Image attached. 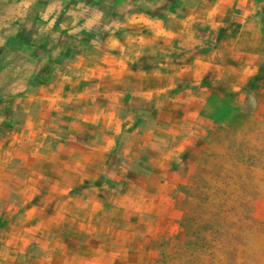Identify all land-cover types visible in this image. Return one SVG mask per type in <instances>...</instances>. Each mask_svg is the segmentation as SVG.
<instances>
[{
  "label": "clouds",
  "instance_id": "obj_1",
  "mask_svg": "<svg viewBox=\"0 0 264 264\" xmlns=\"http://www.w3.org/2000/svg\"><path fill=\"white\" fill-rule=\"evenodd\" d=\"M0 264H264V0H0Z\"/></svg>",
  "mask_w": 264,
  "mask_h": 264
},
{
  "label": "rangeland",
  "instance_id": "obj_2",
  "mask_svg": "<svg viewBox=\"0 0 264 264\" xmlns=\"http://www.w3.org/2000/svg\"><path fill=\"white\" fill-rule=\"evenodd\" d=\"M193 211L195 212V209ZM187 219H188V227L189 229H191L197 220V216L193 215L191 217H188Z\"/></svg>",
  "mask_w": 264,
  "mask_h": 264
}]
</instances>
